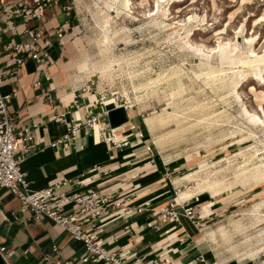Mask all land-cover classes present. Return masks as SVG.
Masks as SVG:
<instances>
[{
    "label": "rangeland",
    "instance_id": "obj_1",
    "mask_svg": "<svg viewBox=\"0 0 264 264\" xmlns=\"http://www.w3.org/2000/svg\"><path fill=\"white\" fill-rule=\"evenodd\" d=\"M66 3L85 73L153 121L155 152L185 163L194 202L221 201L218 264H264V0ZM227 42L234 63L210 53Z\"/></svg>",
    "mask_w": 264,
    "mask_h": 264
},
{
    "label": "crops",
    "instance_id": "obj_2",
    "mask_svg": "<svg viewBox=\"0 0 264 264\" xmlns=\"http://www.w3.org/2000/svg\"><path fill=\"white\" fill-rule=\"evenodd\" d=\"M64 3L60 0L46 10L42 21L29 24L45 30L60 25L68 28L63 40H55L51 57L44 64L26 60L19 74L12 75L4 40L0 42V72L4 74L0 93L12 95L8 110L17 122V130L30 128L34 135L30 151L18 154L30 187L41 189L63 177H82L85 186L73 192L95 189L113 193L122 204L103 216L100 237L109 251L128 264H145L153 259L158 264H218L210 218L220 214L222 203L209 195L193 201L192 188H183L185 163L179 159L169 161L155 152L150 138L154 123L143 110L133 104L126 108L110 98L114 102L106 107L109 113L101 124L109 123L115 135L130 140L124 148L108 145L98 129L93 132L85 124L89 106L97 96L83 93L85 85L94 82L85 73V62L77 58L80 42L75 37L71 11L62 10ZM0 10H4L1 4ZM7 21L17 25L15 37L22 39L24 20L5 13L0 25ZM37 81L41 86L35 85ZM81 93V105L77 106L75 100ZM60 114H65L66 122L56 117ZM74 123L78 124L75 136L59 142ZM140 132L144 138L139 137ZM148 144H152L151 152L146 150ZM182 202L194 205L202 219L199 225L182 214ZM172 205L180 212L178 219L163 213ZM0 246L14 249L10 264H55L58 259L81 260L87 256L84 243L54 221H35L31 212H22L18 198L6 187H0ZM54 246L61 255L53 251ZM202 256L205 262H201Z\"/></svg>",
    "mask_w": 264,
    "mask_h": 264
},
{
    "label": "built area",
    "instance_id": "obj_3",
    "mask_svg": "<svg viewBox=\"0 0 264 264\" xmlns=\"http://www.w3.org/2000/svg\"><path fill=\"white\" fill-rule=\"evenodd\" d=\"M62 10L69 12L71 7L64 0ZM60 3V0H0L4 10H0V22L3 14H10L12 18L24 20L22 39H17V25L7 21L0 25V42L4 40V52L8 57L9 65L13 66L11 74L18 75L21 66L26 60H33L37 65H42L51 57V49L55 40H63L68 32L66 25H60L52 30L30 26L31 21L40 22L44 19L46 10ZM16 32V33H15ZM4 80V74L0 72V84ZM41 86V81L35 83ZM94 94L97 99L89 106L85 124L95 132L99 125L100 138L113 148L119 149L130 145L127 137L115 135L109 123L101 124L109 113L107 93L99 90L94 83H88L83 89V93ZM75 100V104L80 106V98ZM12 95L0 93V187H6L18 198L22 212H31L35 221L48 218L57 225L69 232L75 239L82 241L86 248L87 256L81 260L58 259L55 264H86L87 262L97 263L104 261L108 264H128L116 253L109 251L103 239L100 237L101 220L103 216L111 210L121 207V201L111 192L90 189L85 192H73L85 186V179L82 177H63L54 181L51 185L32 189L26 174L23 172L22 159L18 157L20 152H29L34 142V135L30 128L22 131L17 130V122L8 110V102ZM49 101L51 97L49 96ZM129 108L130 103H122L121 106ZM101 106L100 110L93 111ZM66 122L65 114L56 116ZM78 124L74 123L70 127V133L59 142H64L71 136H75ZM140 138H144V133H139ZM148 152L152 151V144L146 146ZM198 200V198L196 199ZM182 214L193 220L196 225L201 222V217L196 213L194 205L190 202H182ZM170 219H178L180 212L176 205H172L163 211ZM128 228V227H127ZM53 251L61 255L57 246ZM14 249L0 246V255L6 264H10V259L14 255ZM50 257H46L48 260ZM201 262L205 258L201 257ZM145 264H158V260L153 259Z\"/></svg>",
    "mask_w": 264,
    "mask_h": 264
},
{
    "label": "bare ground",
    "instance_id": "obj_4",
    "mask_svg": "<svg viewBox=\"0 0 264 264\" xmlns=\"http://www.w3.org/2000/svg\"><path fill=\"white\" fill-rule=\"evenodd\" d=\"M108 3V2H107ZM130 3H131V0H126V5L130 7ZM250 3V2H249ZM131 8V7H130ZM264 14V13H263ZM235 15V14H234ZM232 16V15H231ZM263 17V15H262ZM236 19V18H235ZM261 19V18H260ZM231 25V24H230ZM105 39H108V38H105ZM105 41V40H104ZM107 41V40H106ZM230 42V41H229ZM194 44V43H193ZM192 46V45H191ZM238 46L237 44H231V43H222V44H219L217 47H213L211 48L210 50V53H219V56H220V59L221 60H228V59H232V56H233V53L237 50ZM191 50V49H190ZM239 53V52H238ZM263 55V54H262ZM237 57V56H236ZM235 59V58H234ZM237 59V58H236ZM232 62H233V59H232ZM234 63V62H233ZM232 63V64H233ZM230 65V64H229ZM241 65V63H240ZM223 66V65H222ZM225 66V65H224ZM232 66V65H231ZM256 67V66H255ZM252 68V66H251ZM254 68V67H253ZM213 71V70H212ZM239 71V70H238ZM217 72V71H216ZM215 72V73H216ZM221 72V71H220ZM207 73V72H206ZM235 73V72H234ZM238 73V72H237ZM258 73V72H257ZM236 74V73H235ZM215 75V74H214ZM218 75V74H217ZM207 76V75H206ZM229 76V75H228ZM229 78V77H228ZM233 78V77H232ZM219 79V78H218ZM226 79V78H225ZM214 80V79H212ZM220 80V79H219ZM224 80V78H223ZM225 81V80H224ZM225 83V82H224ZM254 89V88H253ZM263 91V90H262ZM257 93V92H256ZM260 94V93H259ZM262 94V93H261ZM263 97V96H261ZM263 99V98H262ZM114 101H111L110 99L107 100V104H111L113 103ZM260 102V101H259ZM260 105V104H259ZM250 114V113H248ZM259 115V114H258ZM251 118V117H250ZM254 122V120H253ZM255 123V122H254ZM256 123H258L256 121ZM257 125V124H256ZM99 125H97L96 129H98L99 131Z\"/></svg>",
    "mask_w": 264,
    "mask_h": 264
},
{
    "label": "water",
    "instance_id": "obj_5",
    "mask_svg": "<svg viewBox=\"0 0 264 264\" xmlns=\"http://www.w3.org/2000/svg\"><path fill=\"white\" fill-rule=\"evenodd\" d=\"M0 264H6L3 258L1 257V255H0Z\"/></svg>",
    "mask_w": 264,
    "mask_h": 264
}]
</instances>
